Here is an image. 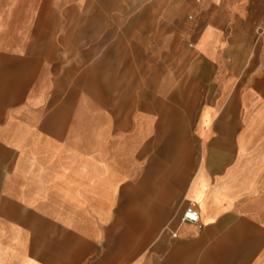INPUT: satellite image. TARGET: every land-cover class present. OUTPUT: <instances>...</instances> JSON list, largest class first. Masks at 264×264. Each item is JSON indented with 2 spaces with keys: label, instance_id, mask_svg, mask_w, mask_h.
Instances as JSON below:
<instances>
[{
  "label": "crops",
  "instance_id": "obj_1",
  "mask_svg": "<svg viewBox=\"0 0 264 264\" xmlns=\"http://www.w3.org/2000/svg\"><path fill=\"white\" fill-rule=\"evenodd\" d=\"M78 12L84 15L79 31L90 28L96 39L110 26L116 51L124 46L127 62H142L141 75L136 72L142 85L127 82L126 93L139 94L132 109L142 125L156 118L153 140L161 142L160 164L152 172L150 163L142 167L139 178L134 166L102 165L107 139L100 133L89 180L111 188L130 182L120 195V221L148 222L151 213L157 226L165 206L173 201L177 210L161 233H76L71 247L70 200L75 190L83 199L86 183L84 143L71 154L68 101L57 103L65 118L55 123L48 102L53 66L43 68L37 48L14 51L3 33L0 264H264V32L256 33L264 29V0H88ZM111 13L125 19L97 20ZM86 14L94 15L92 23ZM130 73L127 65V78ZM135 140L147 142L140 154L149 158L150 138ZM189 142L197 148L187 149ZM150 173L161 188L150 190ZM188 200L198 205L201 227L184 223L173 238L166 227L177 226ZM33 222L51 224L38 233L44 235L38 251L18 252V234L30 233Z\"/></svg>",
  "mask_w": 264,
  "mask_h": 264
},
{
  "label": "rangeland",
  "instance_id": "obj_2",
  "mask_svg": "<svg viewBox=\"0 0 264 264\" xmlns=\"http://www.w3.org/2000/svg\"><path fill=\"white\" fill-rule=\"evenodd\" d=\"M87 1L0 0V36L4 33L3 41L7 45H12L13 50L17 52L27 53V48L31 50L37 48L38 53L44 58L43 68L46 65L53 66V98L51 99L50 96L48 102L51 100L54 102L55 123L65 118V110H62L57 103L62 100L68 101L71 154L81 142L84 143L86 183L80 190L83 193V199H77L78 191L75 190L74 197L70 200L71 247L76 233H96V235L122 233L131 228L135 233H141L146 228L155 229V233H161L163 226L175 214L178 205L172 201L170 205L165 206L167 214L157 226L151 213L148 222L145 220L134 223L120 221V195L123 192L122 189L130 182L123 180L120 186L111 188L109 182L100 187L89 180L93 176L95 165V141L100 133L107 139L106 145L104 146L105 142L102 145V165H112L122 171H125L127 166H134L139 171L137 173L139 178L143 176L142 167H147L150 163V172H152L155 171L152 168L160 164L156 155L161 149V142L153 140L157 131L156 118L146 119L145 125H142L140 111L136 108L132 109V106L137 105L139 94L126 93L127 82L131 85H142L141 76L136 77V72L141 75L139 67L142 62H127L124 46L116 51V46L113 45L116 36L115 34L110 36L111 32H116L110 26L98 30L96 39L92 29L78 30V23L84 17L78 12V6ZM11 6L21 7L23 10L12 9ZM93 17L92 14H86V22L92 23ZM124 19V14L115 13L97 18L103 24L116 23ZM43 31L47 36H40ZM263 32L264 29H260L256 33ZM50 53L53 54L52 61H50ZM154 64V61H149V68L151 69ZM127 65L133 66L135 72L130 73L128 78L126 77ZM145 65L147 69V62ZM151 71L152 69L149 73H152ZM160 80L161 77H156L155 83L157 84ZM130 134L135 135L133 142L127 139ZM137 134H143V136H137ZM146 137L150 138L149 158L142 157L140 154L147 142L135 140ZM186 145L187 149L197 148L195 143L189 142ZM156 176L153 173L149 175L151 191L161 188V184L157 185L154 182ZM138 184L141 182H134L135 187ZM30 192L36 196V190ZM31 208L35 207L30 206L29 209ZM44 212L48 213V207L44 208ZM50 224V222H33L30 233L18 234V252L24 254L28 250L32 253L38 251V239L44 236L38 233H41L43 229L46 230Z\"/></svg>",
  "mask_w": 264,
  "mask_h": 264
},
{
  "label": "built area",
  "instance_id": "obj_3",
  "mask_svg": "<svg viewBox=\"0 0 264 264\" xmlns=\"http://www.w3.org/2000/svg\"><path fill=\"white\" fill-rule=\"evenodd\" d=\"M200 221L201 215L197 203L194 200H188L180 215L177 226L175 228H170L167 226L166 229L171 233L173 238H176L178 237L179 230L184 223H194L201 227Z\"/></svg>",
  "mask_w": 264,
  "mask_h": 264
}]
</instances>
